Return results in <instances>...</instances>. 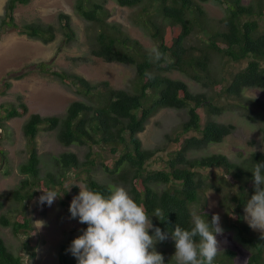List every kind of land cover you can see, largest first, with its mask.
I'll return each mask as SVG.
<instances>
[{
	"label": "trees",
	"instance_id": "1",
	"mask_svg": "<svg viewBox=\"0 0 264 264\" xmlns=\"http://www.w3.org/2000/svg\"><path fill=\"white\" fill-rule=\"evenodd\" d=\"M32 1L8 0L0 18V41L9 32L45 44L55 41L59 33L64 35L66 44L75 40L71 17L65 13L59 14L58 27L35 22L18 23L16 10L28 7ZM114 1L121 7L141 10L138 25L158 43L166 59L150 62L148 50L131 39L120 24L110 21L111 13L104 0H75L76 13L90 24V54L106 63L132 66L135 76L129 89H113L107 82L93 84L75 73L52 71L43 64L38 67L40 73L77 87L85 100L72 102L60 117L31 113L24 124L23 131L31 150L27 160L19 166V173L26 178L21 181V188L12 194L14 212L24 213H20L22 216L18 220L16 214H1L0 225L11 228L16 245L5 240L0 230V264H25L27 258L34 259L37 255V230L33 227V218L26 216L28 211L34 214V210H28L25 202L29 203L40 190L54 189L62 195L60 203L70 214L71 199L79 194L77 185L81 184L104 194H107L109 185H123L138 204L145 206L149 216L156 209L162 210L164 221L155 216L151 219L155 227L169 232L168 239L155 244L156 251L164 257V264H176L172 258L175 244L170 235L175 225L190 228L192 207L198 208L202 215L205 213L204 218L211 222L212 214L206 212L208 193L227 191L219 201L225 227L234 230L238 244L250 251L247 264H264V242L250 233L251 228L244 219V207L250 198L248 190H253L251 171L254 163L264 162V150L252 151L240 163L231 162L223 154L189 157L191 152L222 143L235 130L234 125L214 119H223L226 112L217 99L240 103L245 90L264 91V29H261L264 0H250L247 4L243 0ZM208 3L221 6L225 11L217 25L212 24L207 14L204 5ZM195 37H199L201 44L189 47L191 38ZM244 62L247 63L245 68L233 73L228 80L217 75L222 63ZM174 72L210 91L193 93L183 79L172 77ZM149 73L152 78L147 75ZM248 103L254 105L258 102L250 99ZM2 108L5 115L0 119V127L3 128L6 120L22 117L30 111L23 102ZM162 109L187 112V119L179 130L165 135L167 145H177V151L166 153L165 158L159 154L167 151L166 146L144 149L139 137L151 118ZM203 119L206 120L204 124ZM248 119L254 118L248 116ZM45 125L56 133L57 142L65 151L39 156L35 139ZM262 130L264 142V125ZM2 138L0 167L2 163L3 168L6 166L4 171L1 169L5 175L10 168L1 145ZM249 145L255 147V142ZM75 147L85 148L83 158L69 150ZM98 148L110 154L105 162L100 163V158L94 155L93 150ZM159 162L165 164V168L156 169ZM42 167L49 170L42 174ZM220 168L225 169L218 179L222 184L213 180V172ZM99 172L107 180L101 181ZM73 239L59 247L57 264H77V259L66 251ZM237 259L238 252L227 248L218 254L214 264H234L235 261L237 264Z\"/></svg>",
	"mask_w": 264,
	"mask_h": 264
},
{
	"label": "rangeland",
	"instance_id": "2",
	"mask_svg": "<svg viewBox=\"0 0 264 264\" xmlns=\"http://www.w3.org/2000/svg\"><path fill=\"white\" fill-rule=\"evenodd\" d=\"M106 7L111 13L110 21L120 24L123 30L133 40H137L147 50L153 46L158 47L148 31L138 22L141 20V10L139 8L129 9L119 6L114 0H104ZM248 3L250 0H243ZM8 0H0V18L4 15V9ZM75 0H33L28 7H18L15 18L18 23H39L53 26H60L58 16L65 13L71 17L73 29L76 32V38L70 44L65 43V37L59 33L57 39L49 44L40 40L31 39L27 36H21L17 33H6L2 36L0 42V93L6 91L5 96L0 95V116L5 113L2 106L23 102L29 106L30 113L40 114L43 117L49 115H58L67 109L72 101L83 99L77 93L76 88L62 85L54 80L51 76L45 77L38 71V67L43 64L52 71L75 73L85 77L93 83H109L113 89H129L132 86L135 76V68L117 63H106L97 59L90 54L91 37L90 24L83 20L75 11ZM205 9L212 24L217 23L224 17L225 11L221 6H215L212 3L205 4ZM264 28V18L261 22ZM173 27L171 32L173 33ZM199 37L191 38L189 47L200 45ZM246 62L242 64H220L217 71L219 77H225L227 80L232 77L233 73L245 68ZM25 75L22 80H14L15 76ZM174 78L183 79L193 93H206L210 89L203 88L195 82L178 72L171 74ZM11 82L12 87L6 89L5 83ZM222 87V85H220ZM254 100L258 103L252 105L248 100ZM225 108L223 119L214 118L218 122L232 124L235 130L232 135L227 137L221 144H211L206 150L195 151L189 154L190 158L199 156H208L212 154H223L231 161L240 163L248 154L254 150H264L262 141V128L264 125V91L258 89L245 90L241 102L230 99H217ZM252 116L254 119H248ZM187 119L186 110L163 109L153 117L147 124L146 130L139 135L142 140L144 149H156L167 147V151L162 152L159 156L166 157V153L177 151V145L170 143L167 145L164 141L166 134H172L179 130L180 126ZM24 120V119H23ZM202 120V124L205 123ZM22 122L19 119H13L8 122L7 128L2 138L3 149L6 152V163L9 166L8 174L2 175L0 167V201L3 202L1 214H16V220L21 218L22 211L14 212V202L12 194L21 187V181L26 177L19 173V166L25 162L29 156L31 147H28L29 139L25 137L22 130ZM48 126L41 127L35 142L39 156L47 154H58L66 149L61 147L56 139V133L47 131ZM193 134V133H191ZM191 136V135H189ZM254 141L255 147H250L249 143ZM70 151L78 153L80 158L85 155V148H70ZM97 155L99 162L106 161L110 155L107 151H101L100 148L93 150ZM165 164L159 162L156 169L165 168ZM48 168L42 167V174L47 172ZM224 173L220 168L213 172V180L217 181ZM101 181L107 180L99 172ZM98 176V175H97ZM228 178V176H227ZM222 184L221 180L217 181ZM80 187H84L83 184ZM162 188V186H161ZM164 189V187H163ZM227 191L222 193H208L209 202L207 211L211 214L216 213L220 216V224L223 229H227L224 224V214L219 208L221 201ZM38 191L32 200L25 202L28 210H34V214H26L33 218V227L37 230L35 237L38 241L37 255L34 259L27 258L25 264H57L58 250L62 243L68 242L71 238L79 236L86 224L79 223V219L71 218V214L66 211L60 203L59 197L48 206L46 203L41 205L38 198L42 195ZM251 197V196H250ZM73 199V198H72ZM71 199V200H72ZM192 211L201 213L198 208L192 207ZM222 212V213H221ZM63 220L61 221V218ZM37 221H43L44 226L40 227ZM0 230L12 245H16L13 239L11 228L0 225ZM259 232L258 230H255ZM234 230H224L223 235H217L218 241L221 242V249L232 248L238 252L237 264H247L245 260L249 258L250 251L238 244L235 239ZM236 264V261L234 262Z\"/></svg>",
	"mask_w": 264,
	"mask_h": 264
},
{
	"label": "clouds",
	"instance_id": "3",
	"mask_svg": "<svg viewBox=\"0 0 264 264\" xmlns=\"http://www.w3.org/2000/svg\"><path fill=\"white\" fill-rule=\"evenodd\" d=\"M261 29L264 28L261 26ZM148 56L152 63H158L166 59L165 53L156 46L148 50ZM147 75L149 78H152L150 73ZM24 76H15L14 80H22ZM44 76L50 77L45 74ZM52 78L56 80L54 77ZM8 84H10V87H8ZM61 84L73 87V85ZM5 87L6 89H10L12 83L6 82ZM75 88L77 93H79L77 87ZM3 92H6L5 88ZM79 94L83 99L75 101H84V95ZM67 109L61 114L49 115V117H60L66 113ZM30 114L29 111V114L13 118L19 119L22 122L21 130L23 134V126L30 118ZM3 116H0V119ZM13 119L6 120L4 122V128L0 127L1 138H4L6 130L9 131L7 125ZM251 172L253 177V190H248V195L251 197L247 200L244 207V219L245 224L251 228L250 233L258 241L263 243L264 162L254 163ZM227 176L225 178L228 181L229 177L227 178ZM77 186L80 188V191L78 195L73 197L69 206V212L71 218L78 217L79 223L86 224L87 227L81 230L82 234L74 238L69 248L66 249L67 252H70L77 259V264H164V257L156 251L155 244L158 241L168 239L169 232L155 227L151 219L152 216H155L159 220L164 221L162 210L156 209L153 215L149 216L145 206L138 204L123 185H109L107 194L88 187ZM40 191L43 193L38 198V203L41 205L46 203L48 206H51L58 197L62 196L54 189ZM3 205L2 202V208ZM1 210L0 212H2ZM205 216V213L202 215L196 211H192L190 213V228H183L180 224H176L174 231L170 232L171 239L175 244V253L172 258H174L176 264H214L216 257L222 251L221 242L217 239V235H223L224 232L220 224V216L219 214L213 213L211 222L205 219ZM36 223L40 227L44 226L43 221H37ZM150 231L153 234L150 235ZM245 261L247 263L248 259Z\"/></svg>",
	"mask_w": 264,
	"mask_h": 264
}]
</instances>
